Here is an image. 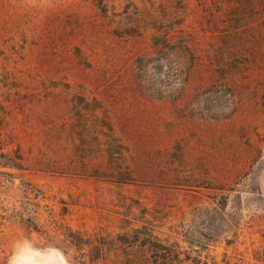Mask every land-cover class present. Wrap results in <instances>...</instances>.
I'll return each mask as SVG.
<instances>
[{"label":"rangeland","instance_id":"obj_1","mask_svg":"<svg viewBox=\"0 0 264 264\" xmlns=\"http://www.w3.org/2000/svg\"><path fill=\"white\" fill-rule=\"evenodd\" d=\"M0 264H264V0H0Z\"/></svg>","mask_w":264,"mask_h":264},{"label":"trees","instance_id":"obj_2","mask_svg":"<svg viewBox=\"0 0 264 264\" xmlns=\"http://www.w3.org/2000/svg\"><path fill=\"white\" fill-rule=\"evenodd\" d=\"M153 42H152V47L154 49H160L161 47V43H157V37H153ZM162 58L158 57L155 59L156 62H162ZM149 62H152L151 57H145V56H141L138 57L136 60V64L140 65L142 67L141 70L145 69L147 67V64ZM158 66V65H157ZM112 147V151H111V155H110V161L112 162V164L115 166L116 169H119L120 166L123 163V154H122V150L120 145H118V143H116V140H113V142L110 145ZM125 179H122L120 182H125ZM65 230H67V234L65 235V238H68L69 242L74 244V245H82V244H86L87 241L85 239H83V237L79 236L78 232H72L70 231L68 228Z\"/></svg>","mask_w":264,"mask_h":264}]
</instances>
